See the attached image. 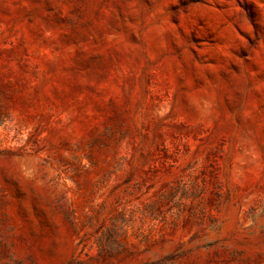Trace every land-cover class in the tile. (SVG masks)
Wrapping results in <instances>:
<instances>
[{
    "label": "rangeland",
    "instance_id": "rangeland-1",
    "mask_svg": "<svg viewBox=\"0 0 264 264\" xmlns=\"http://www.w3.org/2000/svg\"><path fill=\"white\" fill-rule=\"evenodd\" d=\"M0 264H264V0H0Z\"/></svg>",
    "mask_w": 264,
    "mask_h": 264
}]
</instances>
